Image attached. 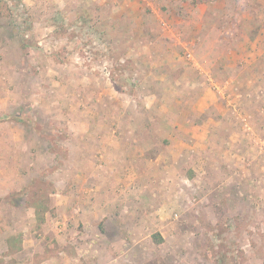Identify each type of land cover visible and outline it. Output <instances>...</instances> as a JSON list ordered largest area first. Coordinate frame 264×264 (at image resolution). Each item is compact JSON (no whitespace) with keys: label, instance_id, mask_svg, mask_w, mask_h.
Returning <instances> with one entry per match:
<instances>
[{"label":"rangeland","instance_id":"1","mask_svg":"<svg viewBox=\"0 0 264 264\" xmlns=\"http://www.w3.org/2000/svg\"><path fill=\"white\" fill-rule=\"evenodd\" d=\"M203 1L214 7L197 5ZM222 25L240 37V57L206 72L215 103L203 89L189 109L209 101V114L229 119L214 127L226 137L210 141L209 166L160 173L171 186L160 188L161 208L149 195L144 209L155 217L137 220L142 238L132 236L134 225L104 242L125 247L111 264H264V0H0V96L16 99L2 109L1 133L21 136L16 144L0 139V247L3 231L16 227L11 247L18 253L20 230L40 229L54 208L56 181L73 177L72 133L80 123L94 113L143 112L137 85L168 76L152 52L175 49L201 64L223 48L216 42ZM139 52L145 58L135 59ZM106 245L101 253L114 255L115 245L112 252ZM12 255L0 250V264L23 263Z\"/></svg>","mask_w":264,"mask_h":264},{"label":"crops","instance_id":"2","mask_svg":"<svg viewBox=\"0 0 264 264\" xmlns=\"http://www.w3.org/2000/svg\"><path fill=\"white\" fill-rule=\"evenodd\" d=\"M197 5L214 7L204 1ZM184 6L188 7V2ZM219 28L220 36L216 42L223 43V48L216 47L215 52H208L206 57L203 56L201 64L191 62L185 53L175 49L160 50L162 53L159 52L157 56L152 52L151 57H160L158 68L167 69L168 76L162 71L157 74L154 82L137 85L142 92L139 101L143 112L138 113L137 109L131 111V114L117 116L94 113L83 124L80 123V129L72 133L74 166L68 170L73 174L72 179L63 177L56 181L59 187L54 194L56 199L54 196L50 198L54 208L45 212V220L40 229L32 232L31 224H25L26 229L24 227L20 230L24 231L20 234L23 248L18 249V253L15 252L17 247L15 250L11 247V235L18 231L16 227L12 231H3L6 235L5 243L0 250L7 257L12 254L21 255L24 257L21 264H111V257H115L118 250L120 254L117 258L120 259L125 247L119 248L114 240L106 241L109 251L112 252L115 247L114 255L105 256V253H101V243H106L104 236L128 235L132 229L130 226L136 225L131 234L134 237L141 236L136 237V240L142 238L143 228L137 220L146 216L155 217V214H147L144 209L146 203L151 201L149 195L151 192L156 193L154 203L161 208L158 198L160 188L171 186L170 182L166 185V181H161L160 173L167 171L171 176L177 166H209L207 156L210 141L226 137L214 127L220 123L225 126L229 119L223 120L209 114L210 102L206 100L202 106L193 108L194 113L198 109L200 118H192L194 113L189 108L193 106L194 98L199 99L203 89L208 90L211 104L215 103L212 89L206 83V72L213 74V66L223 70L222 60H230L229 64L234 66V61L240 57L236 55L240 52V37L226 34L229 30L223 25ZM207 37L209 39V35ZM160 41V45L165 44ZM143 54L139 52L133 56L141 59L145 58ZM162 60L163 67L160 64ZM137 65L138 71L144 70L142 64ZM108 91L105 89V93ZM191 91L198 93L192 96ZM75 98L78 103L84 101L82 94ZM15 100L0 96V115H3L2 109L10 110L11 101L15 103ZM98 122L104 124L103 130L97 129ZM4 128V124L0 123V139L6 136L9 142L19 143L21 136L10 130L1 133ZM30 147L33 148L32 143ZM198 155H204V159L200 157V163ZM60 188H64L63 191ZM159 212L160 209L156 214ZM129 220H132V224H129Z\"/></svg>","mask_w":264,"mask_h":264}]
</instances>
